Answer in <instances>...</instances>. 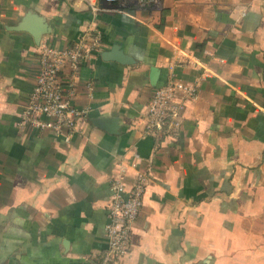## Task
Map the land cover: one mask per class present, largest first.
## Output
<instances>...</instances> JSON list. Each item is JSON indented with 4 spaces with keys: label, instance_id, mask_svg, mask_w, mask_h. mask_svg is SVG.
Here are the masks:
<instances>
[{
    "label": "crops",
    "instance_id": "0c3cea01",
    "mask_svg": "<svg viewBox=\"0 0 264 264\" xmlns=\"http://www.w3.org/2000/svg\"><path fill=\"white\" fill-rule=\"evenodd\" d=\"M25 20L44 30L38 44ZM96 31L79 131L21 128L37 50ZM115 47L128 63L104 60ZM169 80L195 84L196 98L173 140L142 137ZM263 161L264 0H0V264H99L121 171L126 189L138 172L148 182L122 264H264Z\"/></svg>",
    "mask_w": 264,
    "mask_h": 264
},
{
    "label": "built area",
    "instance_id": "2783aa9c",
    "mask_svg": "<svg viewBox=\"0 0 264 264\" xmlns=\"http://www.w3.org/2000/svg\"><path fill=\"white\" fill-rule=\"evenodd\" d=\"M119 9L135 5L141 9L160 7V0H105ZM101 34L83 35L63 47L41 46L37 50L38 70L32 90L26 97L18 119L21 128L63 135L69 140L79 131L80 123L87 118L89 108L76 103L80 85V71L99 53ZM197 86L169 80L156 88L142 117V137L173 140L181 128L186 103L196 98ZM264 169V161H263ZM123 171L111 181L107 204V224L104 234L107 247L100 255L99 264H122L130 250L133 225L143 205L147 175L137 173L133 185L126 189Z\"/></svg>",
    "mask_w": 264,
    "mask_h": 264
},
{
    "label": "water",
    "instance_id": "95a60500",
    "mask_svg": "<svg viewBox=\"0 0 264 264\" xmlns=\"http://www.w3.org/2000/svg\"><path fill=\"white\" fill-rule=\"evenodd\" d=\"M18 30L27 31L28 33H30L33 36L37 44H38L39 36L44 32V30H42V28L39 25L30 26L27 20H25L22 23V25L19 26ZM103 57H104V60H107V61L113 60L120 64H126L129 62L126 56H124L123 53L117 47L113 48L110 52H107V54L104 55ZM92 122L96 127L102 130H106L108 132L113 131L108 126V124L106 122H103L102 120H93Z\"/></svg>",
    "mask_w": 264,
    "mask_h": 264
}]
</instances>
